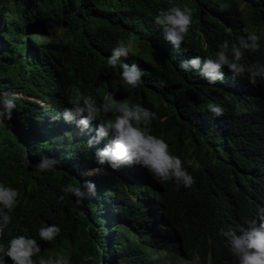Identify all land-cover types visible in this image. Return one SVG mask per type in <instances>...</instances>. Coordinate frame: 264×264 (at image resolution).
Returning <instances> with one entry per match:
<instances>
[{"label": "trees", "instance_id": "1", "mask_svg": "<svg viewBox=\"0 0 264 264\" xmlns=\"http://www.w3.org/2000/svg\"><path fill=\"white\" fill-rule=\"evenodd\" d=\"M184 5L194 9L193 20L177 51L154 19L161 11ZM9 10L16 16L9 18ZM244 27L259 36L260 47L245 51L240 63L246 69L264 65V0H0V92L20 91L34 98L19 96L11 120L0 122L8 132L0 130V184L19 193L0 245L7 247L17 235L35 239L41 250L33 257L35 264L61 256L69 264H158L150 244L154 240L142 232L139 213L141 198L156 194L161 205L156 220L164 224L156 239L171 230L187 255L199 254L204 262L209 257L210 264H238L226 237L219 236L221 228L228 229L218 216L237 199L248 213L264 205V79L257 78L253 85L247 72L233 79L225 66L224 81L209 84L198 70L184 71L180 63L194 56L214 59L224 41L231 48L246 36ZM119 40L135 53L121 61L136 64L144 73L136 88L124 83L119 67L107 64ZM10 69L15 80L8 75ZM75 88L98 107L112 93L118 102L127 100L154 112L150 134L168 144L194 184L177 189L173 181L155 182L140 165L126 171L107 167L109 175L103 177L71 176V168L97 165L96 151L112 140L109 135L89 147L77 135L69 143L64 138L54 149L45 135L55 124L66 135L72 133L73 123L52 117L72 107L69 97ZM241 88L255 93L257 114L248 121L237 119L245 101ZM210 104L222 106L224 114L215 116ZM114 118L113 113L105 116ZM92 125L95 133L96 122ZM42 157L59 163L42 172L37 167ZM85 180L96 184L97 194L85 196L92 206L84 211L111 224L99 238L102 244L109 242L104 260L94 246L86 250L76 198L63 191L69 185L81 187ZM53 224L60 228L59 235L51 242L41 240L39 229ZM87 224L92 231L99 229ZM85 252L92 261L83 259ZM0 261L12 264L3 253Z\"/></svg>", "mask_w": 264, "mask_h": 264}, {"label": "clouds", "instance_id": "2", "mask_svg": "<svg viewBox=\"0 0 264 264\" xmlns=\"http://www.w3.org/2000/svg\"><path fill=\"white\" fill-rule=\"evenodd\" d=\"M193 13L194 9L184 5L183 7H172L168 11H161L155 16L154 23L162 29L164 39L177 51L180 50L181 44L192 25ZM242 31L246 33V36H242L238 44L232 45L231 48L229 42L224 41L214 59L194 56L182 61L180 68L184 71L198 70L200 76L209 84H216L224 81L223 69L226 66L232 73L233 79L247 72L249 82L255 85L257 78L264 79V65L254 64L246 69L240 61L244 57L245 51L255 52L259 49L260 38L248 27H244ZM130 54H135L131 46L126 44L124 40H119L112 49L111 55L107 58V64L112 68L119 67L122 70L121 78L124 83L136 88L141 83V78L144 75L143 71L136 64L129 65L120 59L121 57L127 58ZM240 91L245 97V101L240 103L237 119L248 121L257 114L255 111L257 106L252 104L255 93L247 91L246 88H241ZM19 96L34 100L33 97L25 96L20 91H13L10 94L0 92V122L5 119L11 120L12 111L16 108V100ZM39 103L41 102L39 101ZM69 103L72 107L65 108L62 116L52 117L53 121L62 118L66 123L75 122L80 133L88 135L87 143L89 147L99 144L109 135L112 136V140L95 153L96 164L101 167L89 169L86 173H84L86 169L83 167L71 168L69 174L74 178L84 180L86 175H99L103 171L102 166L105 164L116 171L121 168L126 171L124 167L140 165L154 175L155 182L173 181L177 185V189L181 185L191 187L194 184V177L184 168L182 160L170 153L168 144L163 139L150 134L149 125L152 120L156 119L154 112L139 104H130L127 100L118 102L114 99L112 93H109L104 98L103 104L98 107L91 96H83L78 88L73 89V95L69 97ZM209 110L217 117L224 114L223 107L217 104H210ZM109 113L115 114V118L105 119V116ZM93 122H96L94 135L91 128L94 126L92 125ZM58 163L59 161L55 158L42 157L37 167L42 172L52 171ZM63 191L71 193L76 198L79 229H81L80 231L85 238L88 235L86 231L87 221L98 226V236L91 237L88 235L92 242L91 245L86 242V250H88V247L94 246L96 255L100 254L104 260L103 256L108 252L109 242L102 244L99 238L104 232L110 231L111 224L107 220L87 215V212L84 211V209H89L88 206H92L84 198L86 195L96 196V184L91 180H85L83 186L77 187L75 185L74 187L69 185L64 187ZM18 196L19 193L15 189L0 184V236H3L5 229L11 223L9 213L16 206ZM141 196H144V194L142 193ZM156 197H158L156 194L142 197L139 203V213L143 221L142 232L154 240L150 244L153 251L157 252L158 264H210L211 259L209 257L204 262V258L199 254L187 255L179 243L178 237L174 236V231L170 230L165 238L156 239L158 235L156 232L164 225L161 221L156 220V215L161 210V205ZM63 200L64 197L60 196L59 202H63ZM83 201L86 204L85 206L81 205ZM218 217L221 222L226 224L225 228L228 229L225 231L221 228L219 236L226 237L227 246L237 258L238 264H264V205H260L259 209L253 213H248L245 204L237 199L224 212L223 216ZM144 218H151L153 221L146 222ZM83 220L85 222L84 227H82ZM97 220L105 223H98ZM117 224L121 223L118 222ZM149 225L153 229L147 232ZM165 227H168L167 223H165ZM231 229L238 231V233ZM59 233L60 228L54 224L39 229L40 239L47 242L53 241ZM142 244L144 245V243ZM40 251L37 241L26 235L14 236L8 241L7 247L0 245V253H3L12 264H35L33 257L39 254ZM83 259L87 262L92 261L93 256L85 252ZM0 264H4V262L0 261ZM39 264H69V262L61 256L55 261L41 258Z\"/></svg>", "mask_w": 264, "mask_h": 264}, {"label": "rangeland", "instance_id": "3", "mask_svg": "<svg viewBox=\"0 0 264 264\" xmlns=\"http://www.w3.org/2000/svg\"><path fill=\"white\" fill-rule=\"evenodd\" d=\"M7 16L9 17V18H12V17H15L16 15H14L13 14V12L11 11V10H9L8 12H7ZM10 71H11V69L10 70H8V75H9V77H11V79H13V80H15V78L14 77H12V76H10ZM16 94H18V93H16ZM42 105H43V103H41ZM47 105H45L44 107H46ZM92 128V134L94 135L95 133H94V130H93V127H91ZM0 130L1 131H3L4 133H6V134H8V132L7 131H5L4 130V127L2 126V125H0ZM71 131H72V133L70 134V135H66L65 134V131L63 130V128L60 126V125H58V124H55L53 127H50V130L48 131V133H46V137H47V139L48 140H53V144H54V146H55V148L54 149H58V144H60L61 142H64V138H68V143L75 137V136H77V135H79V137L80 138H82V139H84V141H88V135L87 134H81L80 133V130L76 127V124H75V122H73V125H72V129H71ZM52 138V139H51ZM63 140V141H62ZM23 142V141H22ZM68 150V148H65L64 149V151H67ZM96 167H101V166H99V165H90V167H88L86 170H84V173H86L89 169H92V168H96ZM103 167V171L101 172V174H99V175H94V176H96V177H103V176H106V175H109V171H108V168L107 167H109L107 164H105L104 166H102ZM124 169H126L127 170V168H125L124 167ZM80 173V172H79ZM82 176V175H81ZM137 188H138V190H142V188H141V184L140 183H138V185H137ZM98 221V220H97ZM105 223L104 221H101V220H99L98 221V223ZM84 220L82 221V227H84ZM127 228H129L128 227V225H125ZM153 229V227L151 226V225H149L148 226V229H147V232H149V231H151ZM79 230H81V229H79ZM99 230V229H98ZM95 236H98V232H97V234L95 235ZM86 242L89 244V245H91V242H92V240H91V238L87 235L86 236ZM107 249V248H106ZM107 253L108 252H106V256H108L107 255ZM59 257H57V258H53V259H51L52 261H55L56 259H58ZM112 261V260H111ZM174 262H176V261H174Z\"/></svg>", "mask_w": 264, "mask_h": 264}, {"label": "bare ground", "instance_id": "4", "mask_svg": "<svg viewBox=\"0 0 264 264\" xmlns=\"http://www.w3.org/2000/svg\"><path fill=\"white\" fill-rule=\"evenodd\" d=\"M86 231H87V233H88L89 236L94 237L97 234L98 229L92 231L90 229V225L89 224H86Z\"/></svg>", "mask_w": 264, "mask_h": 264}]
</instances>
